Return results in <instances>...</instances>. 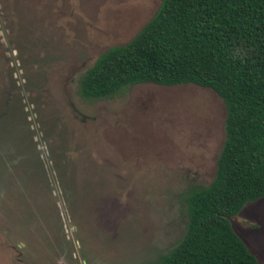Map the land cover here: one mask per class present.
Segmentation results:
<instances>
[{
  "label": "rangeland",
  "instance_id": "rangeland-1",
  "mask_svg": "<svg viewBox=\"0 0 264 264\" xmlns=\"http://www.w3.org/2000/svg\"><path fill=\"white\" fill-rule=\"evenodd\" d=\"M160 2L0 0V264H149L182 238L190 189L215 176L223 100L192 83L79 91ZM230 221L264 264V197Z\"/></svg>",
  "mask_w": 264,
  "mask_h": 264
},
{
  "label": "trees",
  "instance_id": "trees-1",
  "mask_svg": "<svg viewBox=\"0 0 264 264\" xmlns=\"http://www.w3.org/2000/svg\"><path fill=\"white\" fill-rule=\"evenodd\" d=\"M142 82L207 87L226 108L215 176L190 189L182 238L149 264H260L230 219L264 197V0H161L84 71L79 91L104 98Z\"/></svg>",
  "mask_w": 264,
  "mask_h": 264
},
{
  "label": "flooded vegetation",
  "instance_id": "flooded-vegetation-1",
  "mask_svg": "<svg viewBox=\"0 0 264 264\" xmlns=\"http://www.w3.org/2000/svg\"><path fill=\"white\" fill-rule=\"evenodd\" d=\"M185 228V227H184ZM185 230V229H184ZM184 234V233H183Z\"/></svg>",
  "mask_w": 264,
  "mask_h": 264
}]
</instances>
